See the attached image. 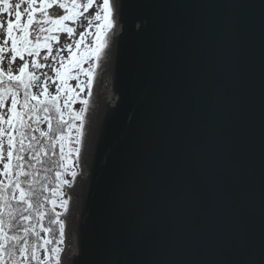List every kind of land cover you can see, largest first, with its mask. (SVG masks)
<instances>
[{"label":"water","instance_id":"95a60500","mask_svg":"<svg viewBox=\"0 0 264 264\" xmlns=\"http://www.w3.org/2000/svg\"><path fill=\"white\" fill-rule=\"evenodd\" d=\"M112 4L62 264H264V0Z\"/></svg>","mask_w":264,"mask_h":264},{"label":"snow or ice","instance_id":"6c2138e0","mask_svg":"<svg viewBox=\"0 0 264 264\" xmlns=\"http://www.w3.org/2000/svg\"><path fill=\"white\" fill-rule=\"evenodd\" d=\"M92 3L93 0L83 5L78 0H21L13 7L10 0H0V13L9 16L6 28L0 23L5 32L0 54L11 53L8 71L0 69V264H62L66 231L63 217L70 204L65 189L73 187L79 174L76 169L90 97L115 25L113 4L103 0L102 8L93 17L99 22L94 33L89 29L81 32L75 47H67L66 58L59 50L53 55V43L56 33L74 36L75 29L67 22L75 23L82 14L80 9L87 12ZM22 4H26L23 12ZM53 8L63 10V15L50 14ZM88 23L91 27L93 21ZM33 25L38 26L35 39L30 38ZM86 36L93 37L91 44L86 43ZM9 42L10 49L6 47ZM42 52L46 53L44 61L51 58L54 62V75L44 74L43 83L34 71L48 67L38 59ZM25 57L31 58L30 63ZM17 58L23 64L18 74H13L11 64ZM84 64L89 66L85 68ZM82 76L86 80H81ZM49 80L55 85V94L49 92ZM71 80L77 81L75 88L69 86ZM34 87L41 89L39 94L33 93ZM85 89L87 95L81 96ZM9 100L10 106L6 103ZM77 102L81 107L74 111L72 105ZM42 123L47 124L46 130L41 128ZM65 176H70L71 181ZM54 226H58V237ZM41 250L43 261L39 259Z\"/></svg>","mask_w":264,"mask_h":264},{"label":"rangeland","instance_id":"374dc122","mask_svg":"<svg viewBox=\"0 0 264 264\" xmlns=\"http://www.w3.org/2000/svg\"><path fill=\"white\" fill-rule=\"evenodd\" d=\"M21 0H10V4L14 7V5L16 3H20ZM78 3H80L81 5L86 4L87 0H78ZM111 3V0H110ZM102 4H103V0H93L92 6L91 8L87 11L84 12L83 8L80 9L81 11V15L78 17V19L76 20L75 23H71V22H67L68 26L73 27L75 29V33L73 37H69L67 35V33H56L57 36V40L56 42L53 43V55H55V52L57 50L60 51V54L63 55L65 58L68 56V52H67V47L69 45H72L73 48L75 47L74 41L76 39H79V34L81 32H84L86 29H89L91 32L94 33V29H95V25L97 23H99L98 21H94L93 17L95 16L97 11H100V9L102 8ZM26 7V4H22L21 7V11L23 12V8ZM49 13L50 14H56V15H63V10L58 9V8H53V9H49ZM14 19V17H12ZM39 18V17H37ZM9 19V16L6 13H0V23L4 24V27L6 28L7 26V20ZM23 20H26V16L22 18ZM89 20H92L93 23L91 25V27L89 26ZM31 32V39H35L36 36L39 34L38 33V26L33 25V27L30 29ZM5 39V32L3 28H0V46H3V41ZM93 37L92 36H86L85 40L86 43L91 44ZM10 49V42L9 44L6 46ZM46 54L44 52H42L41 57L38 58L39 61L43 64H47L48 67L42 68V69H38V70H34L36 75L40 76L41 78V82L43 83L45 80V75L47 74L48 77H52L54 74L51 72V67L54 66V62L51 58H49L48 61H44L43 60V55ZM0 69H2L3 71L7 72L9 69V62L11 60V53L10 51L5 52L3 54H0ZM26 60H28V62L30 63L31 58L29 57H25ZM23 64V61H21L19 58H17V60L11 64V68L13 71V74H18V69L19 67H21ZM101 65L103 66L104 63L103 61L101 62ZM55 66H58V60L55 64ZM89 65L88 64H84L83 67L87 68ZM101 66V67H102ZM81 80H86V77H80ZM77 81L76 80H71L69 81V86L75 88ZM48 85H49V92L52 94H55V85L52 84L51 80L48 81ZM77 91H79V89H76ZM41 91V89L39 87H34L33 88V93L34 94H39ZM87 95V90L85 89L84 93H81V96H86ZM95 97V98H94ZM100 98V96H95L92 94V96L90 97V108H91V102L92 99L93 100H97ZM9 106H10V100L6 102ZM62 103V102H61ZM81 105L77 102L75 104L72 105V108L74 111H78L80 109ZM87 120H88V114H87ZM87 120H86V124H87ZM86 127V126H85ZM41 128L46 130L47 126L45 125H41ZM5 155H6V148H5ZM73 159H75V157H73ZM3 170V165L2 163H0V171ZM77 172L79 173V167L76 169ZM78 177V176H77ZM0 179H3L2 177H0ZM64 179L71 181V177L70 176H65ZM77 180V178H76ZM76 180L73 182V187L75 186V182ZM72 188H66L65 191L69 194L68 196H66L65 198H68L69 200H71L70 196L72 193H75L73 191H75ZM70 206V204H69ZM56 211H63L62 209L57 208ZM68 213L63 217V219L65 220V218L67 217ZM66 221V220H65ZM64 248L65 251V242L62 246ZM63 255V253H62ZM62 257V256H61ZM40 261H43L44 259V252H42L40 254Z\"/></svg>","mask_w":264,"mask_h":264},{"label":"bare ground","instance_id":"6f19581e","mask_svg":"<svg viewBox=\"0 0 264 264\" xmlns=\"http://www.w3.org/2000/svg\"><path fill=\"white\" fill-rule=\"evenodd\" d=\"M262 10V7H261V5L260 4H257L256 6H255V13L256 14H259V12ZM251 24H249V22L248 21H246V20H243V23L241 24V28L239 29V30H235V32H233L232 34H233V40H232V43L234 44V45H240V44H242V42H243V44L244 43H247L248 44V42H247V38H246V36H248V34H246V33H244V32H246L247 30V28L250 26ZM114 28L112 29V31H111V35H110V38L113 36V33H114ZM261 30V28H260V26L259 25H256V27L254 28V29H252V27L250 28V31H260ZM231 34V35H232ZM240 34V35H239ZM245 36H244V35ZM110 38H109V44H110ZM254 42V45L255 44H257L258 43V40L256 39V40H254L253 41ZM109 48V47H108ZM246 48H248V50H250L249 48H251V47H249V45H248V47H246ZM251 51V50H250ZM107 52H108V49L106 50V56H107ZM106 56H105V58H106ZM105 58L102 60L103 61V63H104V61H105ZM101 94H103V95H106L107 96V98L108 99H110L109 97L111 96V94H110V80H109V78H108V76L107 75H105L104 74V72L103 71H101V68L99 69V71H98V75H97V78L95 79V81H94V85H93V95H101ZM92 101H93V99H92ZM91 106H92V102H91ZM237 127V126H236ZM89 129V128H88ZM85 141H86V139H85ZM85 141H84V143H85ZM82 153H83V150H82ZM84 172H86L85 170H84ZM84 173H83V169L81 168V172H80V175H79V177L80 178H82V177H84ZM73 192H75V191H73ZM75 193H72L71 194V196H70V198H71V200H70V203H72V202H74L75 200H76V198H75V195H74ZM73 211V210H72ZM69 213H71V210H70V212ZM72 218V221H74V219H75V214L71 217ZM73 223V222H72ZM72 223H71V225H70V230H71V232H72ZM72 247H73V239H72V236H70L69 235V233H68V237L66 238V241H65V252H64V254H63V259L65 260H67V261H69V258L71 257V251H72Z\"/></svg>","mask_w":264,"mask_h":264},{"label":"trees","instance_id":"16d2710c","mask_svg":"<svg viewBox=\"0 0 264 264\" xmlns=\"http://www.w3.org/2000/svg\"><path fill=\"white\" fill-rule=\"evenodd\" d=\"M42 124H46V123H42ZM41 124V125H42ZM58 151V150H57ZM49 155H51V153H49ZM53 158H56V157H53ZM40 166L39 165H37V168H39ZM40 174H43V172H41ZM51 187V186H50ZM49 207H50V205H49ZM47 223V217H46V219H45V224ZM54 227H56L57 228V231H56V236L58 237V235H59V233H58V226H54ZM40 235H41V237H43L44 236V233H40ZM43 252V250H41L40 251V253H39V258H40V254ZM34 264H35V262H34Z\"/></svg>","mask_w":264,"mask_h":264}]
</instances>
